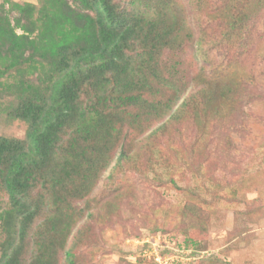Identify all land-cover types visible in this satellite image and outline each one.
Listing matches in <instances>:
<instances>
[{
    "label": "trees",
    "instance_id": "1",
    "mask_svg": "<svg viewBox=\"0 0 264 264\" xmlns=\"http://www.w3.org/2000/svg\"><path fill=\"white\" fill-rule=\"evenodd\" d=\"M244 1L230 0L223 40L250 37L256 19L239 6ZM128 3L131 8L117 0L0 2V113L27 124L24 138L0 135V264H24L26 245L34 248L28 264H60L61 256L73 264L76 242L92 244L83 230L68 242L75 225L110 214L100 209L104 198L91 205L88 197L98 195L116 147L115 164L128 157L123 126L139 131L149 120L143 112L162 117L176 96L150 101L144 94H155L153 82L172 85L158 57L175 47L185 23L171 0ZM239 47V54L249 50ZM229 91H218L214 81L204 85L206 112L227 106ZM76 200L85 204L76 207ZM145 248L141 257L155 264Z\"/></svg>",
    "mask_w": 264,
    "mask_h": 264
},
{
    "label": "rangeland",
    "instance_id": "2",
    "mask_svg": "<svg viewBox=\"0 0 264 264\" xmlns=\"http://www.w3.org/2000/svg\"><path fill=\"white\" fill-rule=\"evenodd\" d=\"M117 1L131 8L128 0ZM171 1L185 23L175 47L158 57L161 74L172 78V85L153 82L155 94L144 97L176 96L162 117L143 112L149 120L139 131L123 126L128 157L115 164L117 146L98 195L88 197L91 205L104 198L100 209L110 214L84 217L75 225L68 242L83 230L92 244L76 242L73 264H153L141 257L136 241L159 234L194 250L190 261L174 264H264V1L239 5L256 20L249 38L231 41L222 37L230 0ZM239 46L249 50L239 54ZM210 81L218 91L230 88V102L215 113L204 109L203 88ZM26 128V122L0 113V135L24 138ZM25 249L28 264L34 248ZM62 252L58 249L57 259Z\"/></svg>",
    "mask_w": 264,
    "mask_h": 264
},
{
    "label": "clouds",
    "instance_id": "3",
    "mask_svg": "<svg viewBox=\"0 0 264 264\" xmlns=\"http://www.w3.org/2000/svg\"><path fill=\"white\" fill-rule=\"evenodd\" d=\"M149 239V241H144L143 243H141L140 241L143 240V239ZM154 240H157L159 243L165 245V247L163 248H160V253L162 255H172V259L171 261L169 262V264L171 263H176L178 261H183V260H187V261H190L191 260V257H192V253H194L192 250V248L187 245V242L185 243L184 241H180V242H175L174 239L168 237V236H164V237H161L160 235H154V236H148V237H145V238H141L139 239V241H136L138 243V245L141 246V248H145L147 247L146 246V243H149L151 245L150 242L154 241ZM167 245V246H166ZM169 246H171V248H168ZM146 251H145V256L146 258L148 259H152L153 262L155 264H157L153 257H149L148 256V252L150 250V248H145Z\"/></svg>",
    "mask_w": 264,
    "mask_h": 264
},
{
    "label": "built area",
    "instance_id": "4",
    "mask_svg": "<svg viewBox=\"0 0 264 264\" xmlns=\"http://www.w3.org/2000/svg\"><path fill=\"white\" fill-rule=\"evenodd\" d=\"M144 241H149V239L146 238V239L141 240L140 242L143 243ZM150 243H151V247L148 252V256L153 257L154 261L157 264H169V262L173 258L172 255H168V254L162 255L159 250L160 248L165 247V245L159 243L157 240H154ZM168 248H171V246H169Z\"/></svg>",
    "mask_w": 264,
    "mask_h": 264
}]
</instances>
